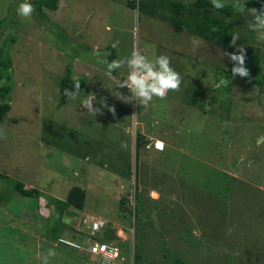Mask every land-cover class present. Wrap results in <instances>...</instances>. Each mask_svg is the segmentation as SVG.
<instances>
[{"label": "rangeland", "instance_id": "obj_1", "mask_svg": "<svg viewBox=\"0 0 264 264\" xmlns=\"http://www.w3.org/2000/svg\"><path fill=\"white\" fill-rule=\"evenodd\" d=\"M127 1L59 0L57 10L44 7L47 18L35 10L25 18L16 12L20 0H0V48L12 58L14 74L12 108L0 124V172L44 190V199L50 195L52 201L51 194L68 196L74 185L84 187L87 207L73 226L82 231L75 235L83 240L91 234L85 218L105 219L95 240L120 246L124 258L117 264L133 263L135 245L137 264H173L174 255L195 264H261L264 86L239 75L233 79V61L225 55L238 46L245 54L260 46L264 57L259 29L249 28L256 23L252 13L235 18L238 39L228 49ZM134 50L149 58L167 55L180 86L146 106L127 87L116 86L127 78L126 60ZM113 53L125 64L109 72ZM70 63L90 90L59 105L60 80ZM90 95L98 111L84 106ZM62 131L70 151L55 144ZM139 133L146 137L141 147ZM157 137L165 149L154 148ZM89 164L87 185L82 182ZM43 201L20 195L0 177V264H103L54 240L59 229ZM210 201L214 214L226 212L224 219L204 215ZM136 204L139 214L126 219L122 207L134 210ZM112 230L119 238H109Z\"/></svg>", "mask_w": 264, "mask_h": 264}, {"label": "trees", "instance_id": "obj_2", "mask_svg": "<svg viewBox=\"0 0 264 264\" xmlns=\"http://www.w3.org/2000/svg\"><path fill=\"white\" fill-rule=\"evenodd\" d=\"M34 5V10L37 13L38 17L47 18V13L44 11V7H48L52 10H57L59 8V0H31ZM128 5L145 11L146 13L158 18L162 21H165L175 27L181 28L183 30H187L193 35L204 38L207 41L213 42L217 45H220L222 48L233 49L235 46L232 45V36L235 35L236 31V23L235 18L237 16L241 18L242 14L240 12H244V14H249V9L256 8L259 10L262 6H264V0H240V3L245 4L246 7L242 10L238 7H235V1L224 0L225 7L222 9H216L212 5V0H128ZM248 17L247 15H245ZM253 19V16L251 15ZM254 23V20H252ZM1 25V23H0ZM241 26V25H240ZM254 36V34H252ZM251 36V38H252ZM243 40L249 42L248 36H243ZM10 41H15V38H11ZM261 47L258 46L254 49H250V51L246 54L245 66L249 69V75L247 77H241L245 82L252 83L258 86H264V69H263V53L261 51ZM111 60H113L114 53L110 55ZM237 62L233 61V65ZM13 61L10 55L4 48H0V81L6 80L5 84L0 86V124L7 117L8 112L11 110V91L13 89ZM75 67L72 63L68 64L66 67V73L62 76L60 80V101L59 105L66 104L68 101L69 95L66 93V90L69 91H79L82 89H86L89 92V84L87 83L84 76L75 75L74 71ZM225 76L229 77L231 72L229 70L224 69ZM78 79L80 82V88L78 90L74 89L75 79ZM235 79V78H233ZM236 80V79H235ZM229 84V83H227ZM231 84L228 87H223L226 91H231ZM223 85V84H222ZM203 93H196L197 97L194 99V103L196 104L200 99ZM229 97V95H227ZM97 122H95V125ZM64 128V125H61ZM65 129V128H64ZM66 130V129H65ZM63 132V133H62ZM59 134L58 142L55 140V144L62 149L71 150L69 147L70 143H67L65 140L69 138L66 136L64 131ZM94 133H97V130L93 129ZM64 134V135H63ZM67 134L68 131H67ZM44 140L50 143L49 137L44 136ZM61 138V140H60ZM138 146L141 147L142 141L145 140V136L141 133L138 134ZM63 141V142H62ZM69 142V140H68ZM146 142V141H145ZM53 144V143H52ZM68 144V146L66 145ZM0 177L11 182L13 188L23 196H31L44 199L43 191L35 187L28 188L24 182L12 180L6 174L0 172ZM43 197V198H42ZM50 195H47V198L44 199L47 205H49L48 209L50 213L58 214V222L54 225V230L59 229V232H54V239H57L58 234L63 231L66 224L62 221L63 216L65 215V211L67 209H73L75 212L81 211L85 208L86 200H87V190L80 186L74 185L66 198V200H60L56 197L54 201H52V197L48 200ZM139 197V195H138ZM128 201L126 199H122L120 201L121 204H126ZM208 203L204 208L207 209V212L204 211V215L207 213V218L220 216L224 219L226 212L223 215L214 214L213 212V202ZM146 207V205H145ZM131 208V207H129ZM123 215L126 217L134 214L137 216L139 214L138 205L136 204L135 209H127V207H122ZM218 211V207H217ZM227 215V214H226ZM127 219V218H126ZM56 228V229H55ZM61 230V231H60ZM119 238L115 231L112 230V233L109 238ZM118 245V244H117ZM136 247V245H135ZM135 247H133V263L137 264L138 257L140 256L138 252H136ZM166 250V249H165ZM168 251H171L168 249ZM124 258V257H123ZM132 263V264H133ZM173 264H195L191 263L180 256L174 255ZM264 264V261L261 262Z\"/></svg>", "mask_w": 264, "mask_h": 264}, {"label": "clouds", "instance_id": "obj_3", "mask_svg": "<svg viewBox=\"0 0 264 264\" xmlns=\"http://www.w3.org/2000/svg\"><path fill=\"white\" fill-rule=\"evenodd\" d=\"M212 5L216 9H222L225 7L224 0H212ZM235 7L240 8L241 10L246 7L245 4L240 3V0H236ZM34 11V5L31 0H20L18 7L16 8V12L19 16L22 17H30ZM249 11L252 13L253 20L256 22L255 25L250 24V30L259 29L256 32L257 39L259 41H264V6H262L259 10L256 8H251ZM238 39L237 35L232 36V45H236V40ZM195 43V41H193ZM225 55H229L231 61L237 62L233 65L231 72L232 76L235 78L237 75L240 77H247L249 75V69L245 66L246 54L245 49L242 46H238V51L233 53H225ZM125 64V59H114L110 62H106V67L109 72H114L116 69L121 68L122 65ZM126 65L130 69L127 74V78L124 80H120L117 82L119 88L127 87L130 93L134 94V96L140 101L142 105H148L149 102L153 100L154 97L164 98L169 90L177 89L181 84V76L180 73L175 70V68L171 65L170 58L167 55H159L155 58H149L148 56L142 54L139 51H133L130 55V58L126 60ZM75 79L74 89L78 90L80 88V82L78 79ZM66 93L70 96H75V91L66 90ZM121 100L124 99V94L121 93ZM96 99L95 95H90L86 100L83 101L84 106L89 109L91 112L98 111L93 107L92 101ZM159 141L155 140L153 142L154 148L159 150ZM163 142V141H162ZM43 201V200H42ZM45 204L46 202L43 201ZM45 207H47L45 205ZM85 209V208H84ZM83 209V210H84ZM72 211L71 209H67ZM82 211V210H81ZM74 212L77 217L78 214ZM65 215L66 211H65ZM64 215V216H65ZM70 216V215H67ZM74 217V216H72ZM90 219L85 218L84 223L90 225ZM90 228V227H89ZM88 242L89 245L91 243L97 242L95 240L96 235H91L88 232ZM94 238V239H93ZM61 239H65L72 243L77 244L79 247L71 245L69 243L61 241ZM57 241L59 243L69 244L74 246L75 248L83 249L86 246H83L82 243L74 242V240L66 237H58ZM104 242V241H102ZM111 243V242H106ZM51 254V253H50Z\"/></svg>", "mask_w": 264, "mask_h": 264}, {"label": "built area", "instance_id": "obj_4", "mask_svg": "<svg viewBox=\"0 0 264 264\" xmlns=\"http://www.w3.org/2000/svg\"><path fill=\"white\" fill-rule=\"evenodd\" d=\"M106 224L107 222L105 219H97L93 221L89 225L91 234L93 236L96 235L103 227L106 226ZM61 241L79 247L77 244L67 241L65 239H61ZM87 251L99 257L100 261L103 264H117L119 258L123 259L122 249L119 245L114 243H91Z\"/></svg>", "mask_w": 264, "mask_h": 264}, {"label": "crops", "instance_id": "obj_5", "mask_svg": "<svg viewBox=\"0 0 264 264\" xmlns=\"http://www.w3.org/2000/svg\"><path fill=\"white\" fill-rule=\"evenodd\" d=\"M154 138V137H153ZM160 138V137H159ZM158 137H157V139H159ZM156 139V138H155ZM165 149V148H164ZM68 151H70V150H68ZM87 158H89V156H86L85 157V160H90V159H87ZM90 165V166H89ZM87 167H86V170H87V174H86V178H85V180H84V182H82L83 184H90V179H91V177L93 176V174H90V172L91 171H93V169H91L92 168V165L91 164H89ZM77 174H79V173H77ZM26 186H27V184H26ZM29 187H33V184L32 185H28ZM41 189V188H40ZM44 193H45V191L44 190H42ZM52 196H54V197H56V198H58V199H60V200H66V198H67V196H61L60 194H51ZM49 196V195H48ZM87 206H86V204H85V208H86ZM71 210L72 211H75L74 209H73V207H71ZM77 212V211H76ZM81 211H78L77 212V214H78V217H72V216H67V217H65V218H62V221L66 224V226L64 227V229H63V231H61L60 232V234H58V237H66V238H70V239H72V240H74V241H80L79 243H82L83 244V246H86V247H84L83 249H80V248H76V249H79V250H84V251H87L88 250V248H89V242H88V237H87V235L88 234H86V236L84 237L85 239H83V240H80L79 239V237L78 236H76L75 234L77 233V234H79L80 233V231H81V229L79 228V227H77L76 229H73V226H74V224H75V222H77L79 219H80V213ZM54 216V213H51L50 215H49V220H50V216ZM71 218V219H70ZM58 220V214L57 213H55V224L58 222L57 221ZM82 222H84V221H82ZM81 223V222H80ZM52 229V228H51ZM49 230V229H48ZM53 230V229H52ZM82 232V231H81ZM84 236V235H83ZM58 237H57V239H58ZM57 239H54L55 241L57 240ZM94 239V238H93ZM104 242H106V241H104ZM60 244H62V243H60Z\"/></svg>", "mask_w": 264, "mask_h": 264}, {"label": "water", "instance_id": "obj_6", "mask_svg": "<svg viewBox=\"0 0 264 264\" xmlns=\"http://www.w3.org/2000/svg\"><path fill=\"white\" fill-rule=\"evenodd\" d=\"M66 214L70 215V216L77 217V215L74 212L70 211V210H66Z\"/></svg>", "mask_w": 264, "mask_h": 264}, {"label": "bare ground", "instance_id": "obj_7", "mask_svg": "<svg viewBox=\"0 0 264 264\" xmlns=\"http://www.w3.org/2000/svg\"><path fill=\"white\" fill-rule=\"evenodd\" d=\"M165 147L164 142L159 141V149H163Z\"/></svg>", "mask_w": 264, "mask_h": 264}]
</instances>
